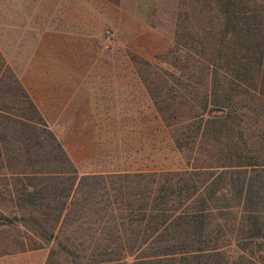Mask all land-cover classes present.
<instances>
[{
    "label": "trees",
    "instance_id": "obj_1",
    "mask_svg": "<svg viewBox=\"0 0 264 264\" xmlns=\"http://www.w3.org/2000/svg\"><path fill=\"white\" fill-rule=\"evenodd\" d=\"M210 2H191V24L177 16L174 43L197 48L167 52L183 92L154 96L185 169L79 174L0 66V100L15 98L0 104L2 186L34 237L21 250L50 244L45 264H264V0H214L213 16ZM132 59L147 83L150 63Z\"/></svg>",
    "mask_w": 264,
    "mask_h": 264
},
{
    "label": "rangeland",
    "instance_id": "obj_2",
    "mask_svg": "<svg viewBox=\"0 0 264 264\" xmlns=\"http://www.w3.org/2000/svg\"><path fill=\"white\" fill-rule=\"evenodd\" d=\"M77 1L63 0L55 6L48 0H0V66L9 67L18 81L24 73L34 89L42 87L39 79L78 80L80 91L74 99L89 98L90 108L69 111L59 119L52 110L45 120L62 140L79 174L185 169L184 156L174 144L172 129L160 117L154 96L162 100L183 92L182 84L170 77L169 73L180 72L167 62V52L170 48L195 51L190 50L196 48L191 41L174 43L172 38L180 9L187 15L186 24H191L194 0ZM213 1L210 16L216 14ZM26 10L28 20L15 22L21 28L29 25L31 33L16 36L10 22L13 15ZM54 12L59 17H53ZM46 14L51 23L43 20ZM203 14L200 10L197 17ZM71 26L77 28L73 36L68 35ZM133 56L150 63L154 74L147 83L139 76L138 68L141 72L143 68ZM4 79V86L15 85L12 78ZM10 93L0 104L13 106V90ZM4 176L12 182L0 173V214L8 218L0 220V264H45L50 244L34 250L20 248L34 237L26 226L30 223L21 221L23 214L3 189Z\"/></svg>",
    "mask_w": 264,
    "mask_h": 264
},
{
    "label": "crops",
    "instance_id": "obj_3",
    "mask_svg": "<svg viewBox=\"0 0 264 264\" xmlns=\"http://www.w3.org/2000/svg\"><path fill=\"white\" fill-rule=\"evenodd\" d=\"M76 3H78L77 0H75ZM10 3H13V0H11ZM49 4L51 5H58L62 4L63 0H48ZM19 5V3L17 2ZM9 6V5H8ZM15 10V9H12ZM56 10V9H55ZM15 12H19L15 10ZM14 12V14H15ZM20 13V12H19ZM22 14L17 17V15H13V18L10 22L11 26L16 29L15 33L18 36L21 34L22 36L26 37L29 36L31 33V28H29L24 24L21 28L19 26V23H16L20 20L27 21L29 18V12L23 11ZM61 13V12H60ZM59 15V14H58ZM56 12H54L53 17L57 18L59 17ZM17 17V18H16ZM51 17V15H50ZM48 19L49 23H51L50 18L43 17V20ZM77 21V20H76ZM10 26V25H9ZM71 31L68 35H74L77 31L76 27L71 26ZM13 29V28H10ZM41 33H37L36 35H40ZM9 35V34H7ZM19 81L22 83V85L25 87V90L28 94V96L33 100V102L36 104L37 108L41 112L42 116L44 118L50 116L49 111L55 110V118L59 119L60 117L67 116L69 111L75 112L79 110L89 109L91 104H89V98L88 99H74L76 95H78L80 89L78 87L79 83L77 79L74 78H56V79H39L38 85H41L42 87L39 88H31L28 85V82L24 78V73L22 75H18ZM88 90V89H86ZM76 101V102H75ZM75 102V105H74ZM47 121V120H46ZM59 140L62 142L60 137H58ZM65 147V145H63Z\"/></svg>",
    "mask_w": 264,
    "mask_h": 264
}]
</instances>
